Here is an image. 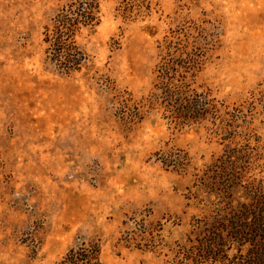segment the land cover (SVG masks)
<instances>
[{
    "label": "rangeland",
    "instance_id": "obj_1",
    "mask_svg": "<svg viewBox=\"0 0 264 264\" xmlns=\"http://www.w3.org/2000/svg\"><path fill=\"white\" fill-rule=\"evenodd\" d=\"M71 1L0 0V264H54L83 242L102 264H166L211 202L228 207L208 188L234 146L210 122L170 119L158 68L178 79L195 66L190 90L241 111L264 142V0H151L131 23L101 0L99 24L76 38L87 61L64 75L43 40Z\"/></svg>",
    "mask_w": 264,
    "mask_h": 264
},
{
    "label": "trees",
    "instance_id": "obj_2",
    "mask_svg": "<svg viewBox=\"0 0 264 264\" xmlns=\"http://www.w3.org/2000/svg\"><path fill=\"white\" fill-rule=\"evenodd\" d=\"M100 1H71L58 12L51 26L45 28L43 42L47 46L46 61L62 74L78 73L84 67L87 58L76 44V38L99 24ZM116 1V11L124 22L143 20L152 13L151 0ZM194 68L188 64L182 66V72L186 75ZM169 69L175 70V66L171 67L166 61L160 63L155 89L174 105L170 119L180 126L210 122L212 127L216 126L215 130L225 135L226 138L221 141L234 148L225 147L220 161L221 172L208 188L218 199L220 196L228 197V207L219 210L211 202L213 208L209 212V223L204 224L193 242L188 240L186 245L169 250L171 258L166 264H264V142L248 133L251 130L248 125H238L242 121L238 116L241 111L231 114L226 107L209 99L208 95L196 94L182 80H186L183 74L178 73V79L170 78ZM239 129L245 130V133L238 144L231 139L236 135L235 130ZM251 153L259 155L256 170L254 166L251 167L254 163ZM162 165L170 167L164 162ZM246 175L249 182L239 185V180ZM254 175L258 179L253 178ZM239 189L241 195L233 201L236 204L233 206L232 199ZM99 254L97 243L83 242L68 250L54 264H102Z\"/></svg>",
    "mask_w": 264,
    "mask_h": 264
}]
</instances>
